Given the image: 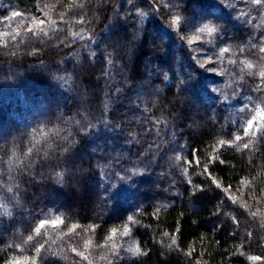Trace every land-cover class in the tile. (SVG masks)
<instances>
[{
  "label": "trees",
  "instance_id": "1",
  "mask_svg": "<svg viewBox=\"0 0 264 264\" xmlns=\"http://www.w3.org/2000/svg\"><path fill=\"white\" fill-rule=\"evenodd\" d=\"M263 9L0 0V264H264ZM200 22L229 49L215 76Z\"/></svg>",
  "mask_w": 264,
  "mask_h": 264
},
{
  "label": "rangeland",
  "instance_id": "2",
  "mask_svg": "<svg viewBox=\"0 0 264 264\" xmlns=\"http://www.w3.org/2000/svg\"><path fill=\"white\" fill-rule=\"evenodd\" d=\"M241 1L248 2L252 6L256 5V4L252 3V0H241ZM261 7L264 8V6H261ZM12 16H14V15H12ZM40 21H43V20H41V18H38V19H36V20L34 19L33 21H30L28 23L26 21V23L28 26H31V27H35V26L40 27V25H41V23H39ZM21 22L24 23L25 21L22 20ZM26 23H24L23 25H25ZM43 23H44V21H43ZM260 23L264 24V9H263V12L260 16V19H259L257 25H260ZM205 24H207V23L200 22L199 24H196V26L190 32H188L186 38L189 41L188 43L194 47V51L197 55V59L201 63V65H203V67L206 69V71L210 75L215 76L216 74H219L220 64H221L217 54L220 56L219 53H220L221 49H223V48H217L216 49L214 47H211L212 38L214 36L213 34L209 35L207 33H200L198 31V29L200 27L204 26ZM209 26H211V25H209ZM196 37H199V38L197 39ZM257 47L259 49L261 47H264V35H263V37L261 36L259 44ZM259 52L260 51H258V53ZM261 59L264 60V52H262ZM263 116H264L263 112L261 110H258L256 115H255L254 125L256 123L261 122V120L263 119ZM249 130H251V129H249ZM226 190L232 197H234L238 201H240V203L242 205H244V206H247V205L250 206L251 205L249 203V200L244 198V195H242L241 190L240 191H234V190H229V189H226ZM123 232H124V230L120 231L119 238L121 235H123L122 234ZM127 235H128V233H127ZM127 235H123V237L125 238V237H127ZM123 237H122V239L120 238V241L117 240L116 244H118L119 247H122L124 249V251H126L128 254L129 253H130V255L133 254V252L129 251V249L130 248H136L135 244H133L130 241H127L126 243L123 242ZM19 264H21V263H19Z\"/></svg>",
  "mask_w": 264,
  "mask_h": 264
},
{
  "label": "snow or ice",
  "instance_id": "3",
  "mask_svg": "<svg viewBox=\"0 0 264 264\" xmlns=\"http://www.w3.org/2000/svg\"><path fill=\"white\" fill-rule=\"evenodd\" d=\"M252 3H254V4L258 5V6H264V0H252ZM16 15H19V14L17 13ZM175 19L178 20L179 17H177ZM78 22L79 23H83L84 21L83 20H80ZM39 23L42 24L43 21H40ZM29 31H31V29H29ZM39 31H44V30L43 29H40ZM198 31L200 33H207V34L211 35L214 32H216L217 29L214 26H209L208 24H205L204 26L200 27L198 29ZM44 34L47 35L46 32H44ZM73 35H80V33H74ZM196 38L198 39L199 37H196ZM228 51H229V49H227V48L221 49V52L222 53H225V52H228ZM260 51L261 52H264V47H261L260 48ZM109 63H111L110 60H109ZM201 66H203V65H201ZM248 67H252V65L249 64ZM259 74H260L261 77H264V71H261ZM254 120H255V117H253L252 119H250L247 122V127L244 128V135H248L249 134V129H252L253 126H254ZM242 139H243L242 136H236L235 137V140H237V141L242 140ZM220 143L223 145L226 142L225 141H220ZM250 143H251V141H249L248 143L243 144L242 147L245 148V149H247L249 147ZM29 151H31V149ZM253 215H255V214H253ZM128 219L131 221L133 218L132 217H129ZM58 222L59 223H63V220L61 218H59V217L56 220H51V221L50 220H41L39 222V224L36 226V228L33 231H34V233L36 235H40L41 234V229L44 228L45 225L50 224V223L53 224V225H55ZM77 227H79V226L78 225H73L72 228L69 229V231L72 232ZM128 231H129L128 227L125 226L124 232L122 234L123 235H127ZM113 235H115V230H113ZM27 239L29 241H31L33 239V236L30 235V236H28ZM43 247H44V245L43 244H40V246L38 248H36V252L39 253L40 252V249L43 248ZM72 250L73 251H76V249H72ZM129 251L133 252L134 254L140 253V249L139 248H130ZM77 255H81V253L77 252ZM85 259H86V257H85ZM251 259L256 260V259H259V257H251ZM8 264H12V262H8ZM15 264H19V261H16ZM33 264H34V258H33Z\"/></svg>",
  "mask_w": 264,
  "mask_h": 264
}]
</instances>
